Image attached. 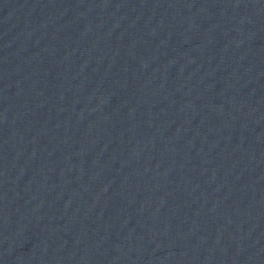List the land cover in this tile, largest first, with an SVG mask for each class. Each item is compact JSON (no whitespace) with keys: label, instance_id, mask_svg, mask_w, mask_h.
Returning <instances> with one entry per match:
<instances>
[{"label":"water","instance_id":"water-1","mask_svg":"<svg viewBox=\"0 0 264 264\" xmlns=\"http://www.w3.org/2000/svg\"><path fill=\"white\" fill-rule=\"evenodd\" d=\"M237 0H0V264H146Z\"/></svg>","mask_w":264,"mask_h":264}]
</instances>
